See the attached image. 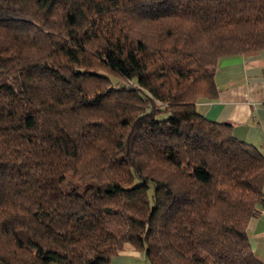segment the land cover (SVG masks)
Segmentation results:
<instances>
[{
	"label": "trees",
	"instance_id": "trees-1",
	"mask_svg": "<svg viewBox=\"0 0 264 264\" xmlns=\"http://www.w3.org/2000/svg\"><path fill=\"white\" fill-rule=\"evenodd\" d=\"M259 49L264 0H0V264H264V155L197 109Z\"/></svg>",
	"mask_w": 264,
	"mask_h": 264
},
{
	"label": "crops",
	"instance_id": "crops-1",
	"mask_svg": "<svg viewBox=\"0 0 264 264\" xmlns=\"http://www.w3.org/2000/svg\"><path fill=\"white\" fill-rule=\"evenodd\" d=\"M217 95L197 103L206 118L231 124L232 134L256 144L264 155V49L223 57L214 72ZM264 189V186H262ZM248 239L264 262V207L249 219ZM109 264H148L144 251L126 243Z\"/></svg>",
	"mask_w": 264,
	"mask_h": 264
},
{
	"label": "rangeland",
	"instance_id": "rangeland-1",
	"mask_svg": "<svg viewBox=\"0 0 264 264\" xmlns=\"http://www.w3.org/2000/svg\"><path fill=\"white\" fill-rule=\"evenodd\" d=\"M163 116H164L163 114L158 115V117H163Z\"/></svg>",
	"mask_w": 264,
	"mask_h": 264
}]
</instances>
